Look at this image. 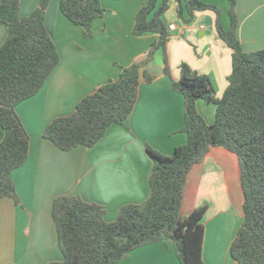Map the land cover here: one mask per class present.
<instances>
[{
  "label": "crops",
  "instance_id": "1",
  "mask_svg": "<svg viewBox=\"0 0 264 264\" xmlns=\"http://www.w3.org/2000/svg\"><path fill=\"white\" fill-rule=\"evenodd\" d=\"M20 16L29 15L38 0H19ZM146 0H101L105 9L95 18L91 35L69 21L51 0L45 12V27L53 39L59 62L40 90L18 103V114L29 136L25 162L11 172L19 198H0V264H45L62 258L52 216L58 195H77L105 208V220L116 218L120 206L140 203L149 195L148 178L152 160L146 145L163 155L187 141L184 124V97L171 89L170 77L163 73V50L153 60L162 69L147 82L141 75L137 99L124 124H111L91 147L62 150L42 136L55 117L71 113L76 103L99 85L116 79L122 66H129L150 48L158 33H133L135 15ZM180 0H169L162 14L170 34L166 44L171 78L180 77L179 65L187 63L207 74L220 97L231 72L232 49L219 37L213 10H197L189 20ZM216 6L220 25H230L227 0H199ZM163 0H157L156 8ZM237 37L249 52L264 48V0H236ZM153 13L149 14L151 18ZM174 24V29L169 25ZM7 27L0 22V45ZM197 110L209 124L215 118V104L198 99ZM243 191L239 165L234 153L211 147L200 163L194 164L183 190L179 214L185 216L206 204L202 218L205 264H238L229 246L243 218ZM117 264H180L169 241L147 244L130 251Z\"/></svg>",
  "mask_w": 264,
  "mask_h": 264
},
{
  "label": "trees",
  "instance_id": "2",
  "mask_svg": "<svg viewBox=\"0 0 264 264\" xmlns=\"http://www.w3.org/2000/svg\"><path fill=\"white\" fill-rule=\"evenodd\" d=\"M51 0H38L27 16H20L19 0H0V22L7 35L0 45V198L19 203L11 172L21 166L29 150V136L15 107L34 96L59 62V54L45 27V12ZM178 1L177 13L182 16ZM229 2L230 25L224 30L219 9L199 0H187L189 20L194 11L213 10L219 37L232 49L231 72L220 97L215 95L207 74L187 63L179 65L180 77L171 78L166 44L168 28L162 14L169 0L156 8L157 0H146L135 15L133 33H158L150 48L129 66H122L116 79L99 85L83 96L74 110L53 118L42 136L62 150L83 145L91 147L111 124H124L137 99L139 78L150 82L147 63L158 49L163 50V73L171 89L184 97V124L187 141L163 155L146 145L153 164L149 174V195L140 203L120 206L116 218L106 221L105 208L77 195H58L52 216L62 258L45 264H117L135 248L169 241L180 264H205L202 257L207 210L203 204L189 214H179L190 168L200 163L211 147L220 146L238 160L243 191V218L229 246L238 264H264V48L245 51L237 37L236 0ZM61 13L91 35L95 18L105 9L101 0H59ZM153 13L151 18L149 14ZM203 99L215 104V118L209 124L197 110Z\"/></svg>",
  "mask_w": 264,
  "mask_h": 264
},
{
  "label": "water",
  "instance_id": "3",
  "mask_svg": "<svg viewBox=\"0 0 264 264\" xmlns=\"http://www.w3.org/2000/svg\"><path fill=\"white\" fill-rule=\"evenodd\" d=\"M146 69L149 74L154 75V76L160 75L162 73V69L155 64V61L153 59H151L147 63Z\"/></svg>",
  "mask_w": 264,
  "mask_h": 264
},
{
  "label": "built area",
  "instance_id": "4",
  "mask_svg": "<svg viewBox=\"0 0 264 264\" xmlns=\"http://www.w3.org/2000/svg\"><path fill=\"white\" fill-rule=\"evenodd\" d=\"M175 28V25L174 24H170L169 25V29H174Z\"/></svg>",
  "mask_w": 264,
  "mask_h": 264
}]
</instances>
